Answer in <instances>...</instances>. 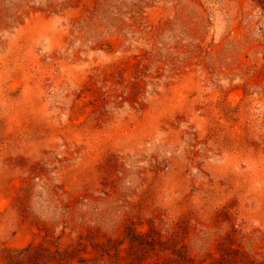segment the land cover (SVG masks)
<instances>
[{
  "label": "rangeland",
  "instance_id": "obj_1",
  "mask_svg": "<svg viewBox=\"0 0 264 264\" xmlns=\"http://www.w3.org/2000/svg\"><path fill=\"white\" fill-rule=\"evenodd\" d=\"M0 264H264V0H0Z\"/></svg>",
  "mask_w": 264,
  "mask_h": 264
}]
</instances>
